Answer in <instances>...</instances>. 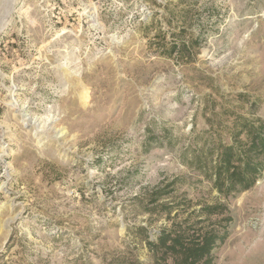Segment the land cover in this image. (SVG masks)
I'll list each match as a JSON object with an SVG mask.
<instances>
[{"label":"rangeland","instance_id":"obj_1","mask_svg":"<svg viewBox=\"0 0 264 264\" xmlns=\"http://www.w3.org/2000/svg\"><path fill=\"white\" fill-rule=\"evenodd\" d=\"M253 119L264 0H0V264H154L140 228L203 203L214 264H264V170L224 196L192 162Z\"/></svg>","mask_w":264,"mask_h":264},{"label":"trees","instance_id":"obj_2","mask_svg":"<svg viewBox=\"0 0 264 264\" xmlns=\"http://www.w3.org/2000/svg\"><path fill=\"white\" fill-rule=\"evenodd\" d=\"M182 46L185 49V45ZM241 135L243 137L240 139ZM232 138L228 145L219 143L215 150V159L210 157L212 151L208 152L203 147L194 152L192 159L195 168L224 196L252 188L264 170V120H244L242 124L235 126ZM171 184L173 183L169 186ZM164 188H156L148 195L149 204L158 206L161 196L165 194ZM162 209L170 213L167 205L163 204ZM226 211L223 204L203 203L197 212L198 217L203 218L198 222L191 226L171 225L155 232L154 238L141 227L154 264H214V251L226 239L231 218L220 217L210 227H197V224L215 216H222ZM130 260V256L123 253L114 263L139 264Z\"/></svg>","mask_w":264,"mask_h":264}]
</instances>
